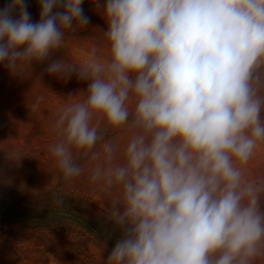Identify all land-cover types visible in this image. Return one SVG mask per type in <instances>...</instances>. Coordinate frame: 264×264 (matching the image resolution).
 Wrapping results in <instances>:
<instances>
[{"label": "clouds", "instance_id": "9594fccd", "mask_svg": "<svg viewBox=\"0 0 264 264\" xmlns=\"http://www.w3.org/2000/svg\"><path fill=\"white\" fill-rule=\"evenodd\" d=\"M83 2L39 0L34 22L26 0H10L0 63L18 73L65 49L89 24ZM91 2L107 51L48 63L87 82L58 110L49 151L69 179L83 171L74 152L103 141L91 179L120 191L106 264H264V176L246 167L264 144V0ZM100 122L131 135L105 140Z\"/></svg>", "mask_w": 264, "mask_h": 264}, {"label": "rangeland", "instance_id": "374dc122", "mask_svg": "<svg viewBox=\"0 0 264 264\" xmlns=\"http://www.w3.org/2000/svg\"><path fill=\"white\" fill-rule=\"evenodd\" d=\"M10 0H0L2 8ZM32 20L40 18L39 0H26ZM83 10L89 24L66 34L65 49L50 54L43 62L22 64L18 73L0 63V196L10 197L35 212H45L63 198L75 212L92 220L98 228L121 235L112 212L120 205L117 187L105 188L91 179L95 167L103 165V141L87 154L74 152L82 173L66 179L49 148L59 139L55 129L57 112L66 103L80 99L87 82L73 75L63 80L46 72L50 60L64 58L79 61L93 48L106 54L103 31L107 22L91 0ZM69 97L70 95H73ZM96 122L95 120L93 121ZM105 140L121 146L131 133L125 128H108L100 122ZM21 156V157H20ZM12 157V158H10ZM14 158V159H13ZM19 158V159H18ZM250 177L264 176V144L247 164ZM112 247L100 236L69 220L34 227L18 222H0V264H106Z\"/></svg>", "mask_w": 264, "mask_h": 264}, {"label": "trees", "instance_id": "16d2710c", "mask_svg": "<svg viewBox=\"0 0 264 264\" xmlns=\"http://www.w3.org/2000/svg\"><path fill=\"white\" fill-rule=\"evenodd\" d=\"M63 220L72 221L92 233L97 234L111 247L114 246L116 239L120 236H111L110 233L101 230L92 220L72 210L63 198H60L48 211L35 212L10 197L0 196V222H18L34 227H42Z\"/></svg>", "mask_w": 264, "mask_h": 264}]
</instances>
